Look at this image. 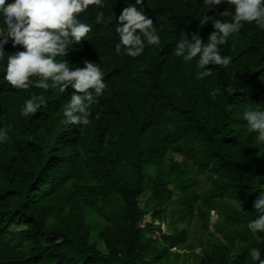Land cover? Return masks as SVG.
Here are the masks:
<instances>
[{
  "label": "trees",
  "instance_id": "trees-1",
  "mask_svg": "<svg viewBox=\"0 0 264 264\" xmlns=\"http://www.w3.org/2000/svg\"><path fill=\"white\" fill-rule=\"evenodd\" d=\"M129 5L153 20L160 37L136 58L115 50ZM228 9L208 10L203 0H104L78 14L91 31L57 59L70 68L91 61L103 71L106 87L88 125L66 122L70 87L17 89L0 72L7 134L0 142V264H254L251 248L264 258V232L248 228L264 190V143L243 118L249 107L264 111V30L245 22L218 46L230 64L206 66L212 74L203 79L196 59L174 54L182 32L206 43L215 29L201 20L227 21L220 14ZM18 50L9 43L5 63ZM33 94L44 104L21 115ZM179 224L203 234L191 240V231L163 232Z\"/></svg>",
  "mask_w": 264,
  "mask_h": 264
},
{
  "label": "clouds",
  "instance_id": "clouds-1",
  "mask_svg": "<svg viewBox=\"0 0 264 264\" xmlns=\"http://www.w3.org/2000/svg\"><path fill=\"white\" fill-rule=\"evenodd\" d=\"M143 2L136 0L137 4ZM225 3L229 9L220 15L230 17L229 20L208 15L201 20L202 25L211 22L215 29L206 43L199 33H193L189 40L187 33L182 32L176 44L174 54L177 57H183L186 62L196 59V67L202 70L198 79L212 74V69L206 68L208 65L230 64L231 57L222 55L218 46L240 31L245 22H255L264 30V0H203L208 10ZM103 4L104 0H0V65H4L0 72L3 79L17 89L32 86L47 90L51 87L64 92L70 87L74 91L63 115L71 125L90 123L89 108L106 84L99 64L85 61L83 67L70 68L68 61L57 57L67 56L70 46L80 44L91 31V25L81 22L78 14L86 12L90 5L101 7ZM102 18L103 13H100L98 21ZM115 31L119 34L116 52L132 58L140 56L146 44L160 43L153 20L134 5L123 9ZM9 43L22 50L8 55L5 63L4 53ZM44 102L43 96L33 94L25 101L21 115L36 113ZM243 118L249 131L256 133L255 140L264 143V111L249 107ZM6 139L5 130L0 128V142ZM253 207L257 216L249 221L248 228L253 233L264 232V190L253 201ZM249 256L254 264H264L259 248H251Z\"/></svg>",
  "mask_w": 264,
  "mask_h": 264
},
{
  "label": "rangeland",
  "instance_id": "rangeland-1",
  "mask_svg": "<svg viewBox=\"0 0 264 264\" xmlns=\"http://www.w3.org/2000/svg\"><path fill=\"white\" fill-rule=\"evenodd\" d=\"M169 157L174 159L177 162H182V158L179 155L170 154ZM140 203H141V205H143L142 198H140ZM211 221H212V225L217 223V221H218L217 214L213 213ZM146 222H151V218L148 217ZM157 224L159 225V223H157ZM142 227H144V225H142ZM21 230H22V228H12L11 229L12 232H18V231H21ZM176 230H178V231H182V230L191 231V240H194L195 238H198L199 236H201L203 234L201 229H195L194 227L190 228L189 226H187L185 224H179L173 229L163 225V232L164 233L172 234ZM211 230L214 231L213 230V226H212ZM96 234L97 233L95 232V236H96ZM98 246H99V249L103 253H106V249H105V246L102 243V241L99 242ZM197 252L200 253V250H198ZM190 264H196V263L194 261H192Z\"/></svg>",
  "mask_w": 264,
  "mask_h": 264
}]
</instances>
